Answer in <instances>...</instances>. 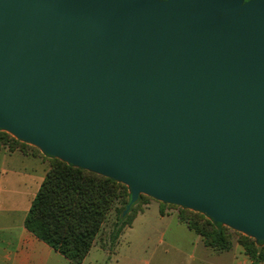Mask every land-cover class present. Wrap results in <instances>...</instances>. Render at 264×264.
<instances>
[{
    "label": "water",
    "instance_id": "1",
    "mask_svg": "<svg viewBox=\"0 0 264 264\" xmlns=\"http://www.w3.org/2000/svg\"><path fill=\"white\" fill-rule=\"evenodd\" d=\"M0 130L264 243V0H0Z\"/></svg>",
    "mask_w": 264,
    "mask_h": 264
},
{
    "label": "crops",
    "instance_id": "2",
    "mask_svg": "<svg viewBox=\"0 0 264 264\" xmlns=\"http://www.w3.org/2000/svg\"><path fill=\"white\" fill-rule=\"evenodd\" d=\"M51 167L52 159L41 151L0 150V264H72L25 226ZM151 209L150 203L145 205L114 246V226L108 242L99 239L105 224L83 264H254L240 244L217 252L177 214L158 206L150 215ZM123 240L126 250L121 252Z\"/></svg>",
    "mask_w": 264,
    "mask_h": 264
},
{
    "label": "trees",
    "instance_id": "3",
    "mask_svg": "<svg viewBox=\"0 0 264 264\" xmlns=\"http://www.w3.org/2000/svg\"><path fill=\"white\" fill-rule=\"evenodd\" d=\"M5 147L10 151L28 153L34 149L40 152L38 148L0 130V150ZM51 159L52 167L32 203L25 226L72 264H83L112 212L116 214L112 232L114 246L123 231L132 226L138 214L149 204L148 199L152 198L140 196L130 212L124 215L131 200L126 185L59 159ZM161 212L164 213V210ZM178 217L203 238L206 246L215 251L227 252L235 244H240L254 264L264 263V243L215 224L198 212L181 208Z\"/></svg>",
    "mask_w": 264,
    "mask_h": 264
},
{
    "label": "rangeland",
    "instance_id": "4",
    "mask_svg": "<svg viewBox=\"0 0 264 264\" xmlns=\"http://www.w3.org/2000/svg\"><path fill=\"white\" fill-rule=\"evenodd\" d=\"M148 203L151 204V208H152L150 215L153 212V210H156L158 208V206H162V204H163V203L158 202V201L153 200V199H148ZM165 208L169 211V213H175L178 216L181 212V208H179L177 206H166ZM115 223H116V214H115V212H112L110 217H109V220L107 221V223L105 225V229L103 230L102 234L100 235V238H99L100 241L103 242L106 239V241L108 242L107 239H109V235H110V232L112 230L111 228L115 225ZM125 250H126V243H125V240H123L121 242L120 251L123 252ZM171 258H172V255H169L168 260L170 261V263L172 262Z\"/></svg>",
    "mask_w": 264,
    "mask_h": 264
},
{
    "label": "flooded vegetation",
    "instance_id": "5",
    "mask_svg": "<svg viewBox=\"0 0 264 264\" xmlns=\"http://www.w3.org/2000/svg\"><path fill=\"white\" fill-rule=\"evenodd\" d=\"M246 2H248V1H251V0H245Z\"/></svg>",
    "mask_w": 264,
    "mask_h": 264
}]
</instances>
